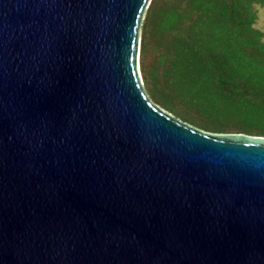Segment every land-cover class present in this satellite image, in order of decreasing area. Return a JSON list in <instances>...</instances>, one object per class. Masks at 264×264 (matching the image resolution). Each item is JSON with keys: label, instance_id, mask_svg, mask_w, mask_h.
<instances>
[{"label": "water", "instance_id": "1", "mask_svg": "<svg viewBox=\"0 0 264 264\" xmlns=\"http://www.w3.org/2000/svg\"><path fill=\"white\" fill-rule=\"evenodd\" d=\"M150 0H0V264H264V136L145 94Z\"/></svg>", "mask_w": 264, "mask_h": 264}, {"label": "trees", "instance_id": "2", "mask_svg": "<svg viewBox=\"0 0 264 264\" xmlns=\"http://www.w3.org/2000/svg\"><path fill=\"white\" fill-rule=\"evenodd\" d=\"M255 6L264 0H150L139 32L147 97L202 130L264 136V32L254 26Z\"/></svg>", "mask_w": 264, "mask_h": 264}, {"label": "rangeland", "instance_id": "3", "mask_svg": "<svg viewBox=\"0 0 264 264\" xmlns=\"http://www.w3.org/2000/svg\"><path fill=\"white\" fill-rule=\"evenodd\" d=\"M256 10H257V19L255 21L254 26L261 29L264 32V6H255ZM258 115H253L251 117H249V120H252V117L254 119H257Z\"/></svg>", "mask_w": 264, "mask_h": 264}]
</instances>
